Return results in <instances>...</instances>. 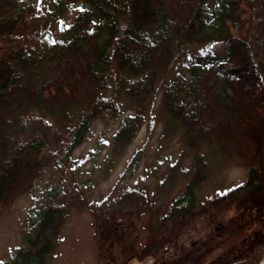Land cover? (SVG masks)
Wrapping results in <instances>:
<instances>
[{"label": "trees", "instance_id": "trees-1", "mask_svg": "<svg viewBox=\"0 0 264 264\" xmlns=\"http://www.w3.org/2000/svg\"><path fill=\"white\" fill-rule=\"evenodd\" d=\"M200 45L219 49L195 53ZM185 56L184 71L163 87L169 121L183 127L191 146L229 140L226 146L245 154L264 133V0H0V208L31 189L44 160L48 136L24 114L79 110L71 132L78 145L104 109L119 114L122 93L143 112ZM136 119L122 123L116 147L129 131L132 137ZM260 162L202 210L191 191L202 174L195 176L156 223L136 208L144 203L139 191L124 194L98 222L100 264L147 256L157 264H260L264 157ZM64 219L50 200L10 264H44ZM198 224L202 232L193 237Z\"/></svg>", "mask_w": 264, "mask_h": 264}, {"label": "rangeland", "instance_id": "rangeland-1", "mask_svg": "<svg viewBox=\"0 0 264 264\" xmlns=\"http://www.w3.org/2000/svg\"><path fill=\"white\" fill-rule=\"evenodd\" d=\"M74 14L75 10L67 14L63 26L56 27L57 33L72 21ZM218 47L196 46L195 53H217ZM187 60L185 56L167 71L155 93V100L143 112L138 114L122 93L119 114L110 108L104 109L92 120L78 145H74V133L71 132L81 115L79 110L70 111L63 117L35 110L24 114L26 122L40 121L48 142L42 149L44 160L31 189L24 190L8 207L0 208V264L11 263L50 200L63 209L65 219L57 233L54 249L44 264H100L96 236L98 222L118 209L117 201L124 194L139 191L144 203L136 208L142 209L144 220L151 217L156 223L169 212L173 200L188 191L195 176L202 174L195 189L191 190L202 210L217 197L245 182L251 167H260L264 157L260 151L264 149V133L261 142L245 146L248 152L244 156L240 147L226 146L231 143L229 140L226 144L212 140L191 146L185 140L183 127L169 121L163 87L166 89L170 80L184 71L183 62ZM261 94L259 92V102L264 101ZM134 117L137 119L132 125L134 127L138 121V126L132 137L129 131L127 139L116 147L117 130L124 121ZM197 226L198 232L190 230L193 237L202 232L203 228ZM261 258L260 264H263L264 248ZM139 261L157 264L153 256Z\"/></svg>", "mask_w": 264, "mask_h": 264}, {"label": "built area", "instance_id": "built-area-1", "mask_svg": "<svg viewBox=\"0 0 264 264\" xmlns=\"http://www.w3.org/2000/svg\"><path fill=\"white\" fill-rule=\"evenodd\" d=\"M135 264H149L147 261H140V262H137Z\"/></svg>", "mask_w": 264, "mask_h": 264}, {"label": "water", "instance_id": "water-1", "mask_svg": "<svg viewBox=\"0 0 264 264\" xmlns=\"http://www.w3.org/2000/svg\"><path fill=\"white\" fill-rule=\"evenodd\" d=\"M263 264H264V261H263Z\"/></svg>", "mask_w": 264, "mask_h": 264}]
</instances>
